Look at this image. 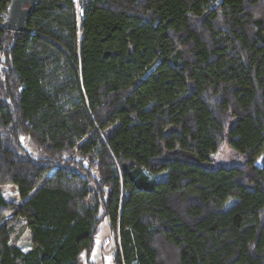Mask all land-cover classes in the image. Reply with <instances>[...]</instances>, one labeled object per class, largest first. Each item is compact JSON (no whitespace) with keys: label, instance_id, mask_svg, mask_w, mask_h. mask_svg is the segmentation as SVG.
Returning a JSON list of instances; mask_svg holds the SVG:
<instances>
[{"label":"trees","instance_id":"obj_1","mask_svg":"<svg viewBox=\"0 0 264 264\" xmlns=\"http://www.w3.org/2000/svg\"><path fill=\"white\" fill-rule=\"evenodd\" d=\"M10 3L0 264L91 263L105 219L116 264H264V0H36L22 31Z\"/></svg>","mask_w":264,"mask_h":264},{"label":"rangeland","instance_id":"obj_2","mask_svg":"<svg viewBox=\"0 0 264 264\" xmlns=\"http://www.w3.org/2000/svg\"><path fill=\"white\" fill-rule=\"evenodd\" d=\"M78 6V13L81 15L82 9L80 7V0H76ZM107 133L111 130H107ZM27 146L35 153L40 154V151L30 144L29 139H25ZM214 164H231L243 161V155L239 151L235 150L229 142L215 154H213ZM259 166H262V159L257 161ZM165 174H151L153 179L165 178ZM2 193L8 201L21 205L23 200L19 196L18 188L14 184H4L0 186ZM234 201H230L228 206L232 205ZM12 215H9V218ZM12 242L20 246L21 248L28 250L32 246V234L27 227L26 221L23 218H17L13 223ZM117 239L110 227V220L105 219L100 227V232L96 238V243L93 250L90 253V261H87V257L84 255L82 258L83 264H116L115 254L117 249Z\"/></svg>","mask_w":264,"mask_h":264},{"label":"water","instance_id":"obj_3","mask_svg":"<svg viewBox=\"0 0 264 264\" xmlns=\"http://www.w3.org/2000/svg\"><path fill=\"white\" fill-rule=\"evenodd\" d=\"M36 0H11L4 16V25L13 30H25Z\"/></svg>","mask_w":264,"mask_h":264}]
</instances>
